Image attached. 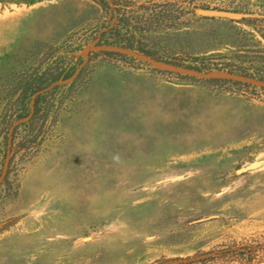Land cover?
<instances>
[{
    "label": "rangeland",
    "instance_id": "obj_1",
    "mask_svg": "<svg viewBox=\"0 0 264 264\" xmlns=\"http://www.w3.org/2000/svg\"><path fill=\"white\" fill-rule=\"evenodd\" d=\"M100 1L0 0V264H264V0Z\"/></svg>",
    "mask_w": 264,
    "mask_h": 264
},
{
    "label": "trees",
    "instance_id": "obj_2",
    "mask_svg": "<svg viewBox=\"0 0 264 264\" xmlns=\"http://www.w3.org/2000/svg\"><path fill=\"white\" fill-rule=\"evenodd\" d=\"M100 3L103 4V5H108V3L106 1H104V0H101ZM120 17L121 16H119V19H121ZM133 31L131 33L130 32H127L126 49H129V50H138L137 47L135 46V43L137 42V38L135 36V32H133ZM128 34H130V35H128ZM138 51H141V50H138ZM143 53H145V52L143 51ZM165 63H167V64L169 63L170 64L171 62H165ZM171 65L177 66V67H183L184 68V66H181V65L176 64V63H171ZM185 69H189V70L201 72V69L199 70L198 68H193V67H186Z\"/></svg>",
    "mask_w": 264,
    "mask_h": 264
},
{
    "label": "water",
    "instance_id": "obj_3",
    "mask_svg": "<svg viewBox=\"0 0 264 264\" xmlns=\"http://www.w3.org/2000/svg\"><path fill=\"white\" fill-rule=\"evenodd\" d=\"M204 15L207 16H218V15H226L224 13L214 12V11H202ZM201 73V72H199Z\"/></svg>",
    "mask_w": 264,
    "mask_h": 264
}]
</instances>
